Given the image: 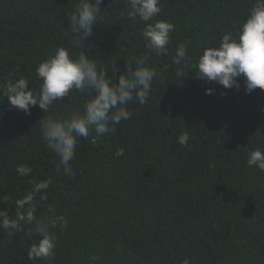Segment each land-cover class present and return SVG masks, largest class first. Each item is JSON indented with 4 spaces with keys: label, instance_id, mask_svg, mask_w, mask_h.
I'll return each mask as SVG.
<instances>
[{
    "label": "trees",
    "instance_id": "16d2710c",
    "mask_svg": "<svg viewBox=\"0 0 264 264\" xmlns=\"http://www.w3.org/2000/svg\"><path fill=\"white\" fill-rule=\"evenodd\" d=\"M78 2L0 0V86L24 76L38 89L35 69L61 46L96 59L109 76L115 64L122 73L128 59L148 54L145 25L127 18L125 0H104L93 35L74 47L78 37L67 14ZM254 3L162 0L156 19L173 23L175 31L168 55H149L147 65L160 73L149 101L130 102L132 116L114 133L92 130L78 138L75 177L56 172L57 157L41 139L47 114L38 105L30 115L9 110L0 88V197H12L0 209L14 217L15 201L32 180L53 181L49 199L37 201V215L55 205L69 223L57 232L51 264H91L92 256L95 264H264V172L247 164L250 151L264 150V92L247 93L243 77L239 89L198 79L192 70L177 77L171 59L177 44L190 39L196 63L205 47H218L223 34L238 31ZM85 101L73 92L48 114L64 117ZM184 132L187 147L178 142ZM21 164L32 168L29 176L16 172ZM29 227L12 237L0 228V264H48L28 259L39 239L27 235Z\"/></svg>",
    "mask_w": 264,
    "mask_h": 264
},
{
    "label": "clouds",
    "instance_id": "9594fccd",
    "mask_svg": "<svg viewBox=\"0 0 264 264\" xmlns=\"http://www.w3.org/2000/svg\"><path fill=\"white\" fill-rule=\"evenodd\" d=\"M104 0H79L73 11L67 14L68 27L78 37L74 47H82L88 37L93 35L94 26L103 19ZM126 16L131 21L144 23L142 37L147 55L133 56L127 60L126 70L112 66V76L108 67H103L96 59L84 52L74 54L72 48L57 47L54 54L40 62L35 69L36 77L41 81L38 89L30 88L29 79L20 76L10 79L3 89L9 102V110H21L31 114V108L39 106L47 115L40 122L41 139L46 147L57 157L56 172L64 176L75 177L71 167L78 138H88L94 130L103 135L114 133L121 121L132 116L128 109L130 102L141 106L149 101L153 81L160 76L155 67L147 65L150 54L165 56L169 54L171 34L175 25L167 20L156 19L162 12V0H125ZM125 15V13H122ZM192 41L186 39L177 44L172 63L176 66V76H187L190 70L201 80L215 81L226 89H239V79H245V90L264 92V0H255L249 9L245 21L234 34L228 31L222 35L218 47H205L202 54L192 63L189 51ZM133 63L135 67H133ZM10 76H15L11 73ZM118 77V82L114 78ZM73 92L86 96L81 111H73L64 117L48 114L52 105L70 97ZM207 94L211 95L209 89ZM189 134L182 133L178 142L187 147ZM247 164L264 172V150L256 148L248 153ZM21 176H29L32 168L27 164L16 167ZM31 189L23 198L15 201V216L0 209V228L8 237L20 231L22 225H29L27 235L39 239L30 245L29 260H43L51 264L55 257L57 232L68 228V218L57 214L55 205H49L47 215H37V201L49 199L48 190L51 179L32 180ZM5 194L0 203L10 201ZM97 257H91L95 264ZM183 264H190L185 259Z\"/></svg>",
    "mask_w": 264,
    "mask_h": 264
}]
</instances>
